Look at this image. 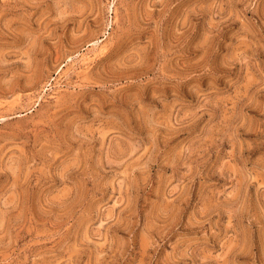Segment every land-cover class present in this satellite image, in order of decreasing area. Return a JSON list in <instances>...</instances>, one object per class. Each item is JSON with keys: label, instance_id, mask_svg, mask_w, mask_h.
<instances>
[{"label": "rangeland", "instance_id": "374dc122", "mask_svg": "<svg viewBox=\"0 0 264 264\" xmlns=\"http://www.w3.org/2000/svg\"><path fill=\"white\" fill-rule=\"evenodd\" d=\"M0 264H264V0H0Z\"/></svg>", "mask_w": 264, "mask_h": 264}]
</instances>
